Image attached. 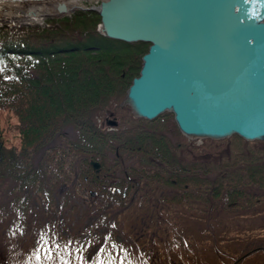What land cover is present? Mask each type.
Listing matches in <instances>:
<instances>
[{
	"label": "trees",
	"instance_id": "trees-1",
	"mask_svg": "<svg viewBox=\"0 0 264 264\" xmlns=\"http://www.w3.org/2000/svg\"><path fill=\"white\" fill-rule=\"evenodd\" d=\"M93 14L77 11L43 26L0 21V117L17 119L21 139L16 149L0 141V178L17 180L22 190L38 176L54 184L75 174L80 195L91 199L94 190L105 198L103 204L124 209L133 204L127 198L146 186L160 190L167 206L192 209L201 200L205 213L220 204L228 211L258 204L261 195L255 200L243 169L264 167V143L253 141L263 145L254 158L255 153L237 152L212 161L222 140L203 139L206 145L194 147L175 142L171 138L179 132L169 112L153 120L134 119L119 103L139 74L149 43L103 36L96 27L100 15L96 21ZM106 108L120 116L111 129L97 122ZM65 126L75 129V140L63 138ZM91 160L100 163L99 171ZM127 160L138 166L122 168Z\"/></svg>",
	"mask_w": 264,
	"mask_h": 264
},
{
	"label": "rangeland",
	"instance_id": "rangeland-1",
	"mask_svg": "<svg viewBox=\"0 0 264 264\" xmlns=\"http://www.w3.org/2000/svg\"><path fill=\"white\" fill-rule=\"evenodd\" d=\"M99 4L100 0H81L67 13L47 14L37 21H0L43 26L49 19L77 11L94 12L92 18L97 21ZM103 121L97 120L102 127ZM16 124L13 116L0 117L4 147H20ZM63 135L73 140L77 136L72 126H65ZM177 135L171 139L181 140V145L207 144L203 139ZM230 137L217 140L220 149L213 150L212 161L247 150L255 153L254 158L263 149L260 143ZM38 158L39 154L34 157L35 169ZM127 164L138 166L136 160L120 166ZM256 169L259 173L258 166ZM32 182L21 190L17 180L0 178V264H264V186L252 188L261 201L247 203L253 204L251 209L228 211L220 204L205 213L207 204L201 200L192 209L167 206L160 199V190L149 186L138 191L133 204L124 209L80 195L75 174L69 175L67 183L53 184L41 176ZM254 248L260 249L252 252Z\"/></svg>",
	"mask_w": 264,
	"mask_h": 264
},
{
	"label": "water",
	"instance_id": "water-1",
	"mask_svg": "<svg viewBox=\"0 0 264 264\" xmlns=\"http://www.w3.org/2000/svg\"><path fill=\"white\" fill-rule=\"evenodd\" d=\"M98 13L103 36L150 43L121 103L134 117L170 112L189 139L264 142V0H106Z\"/></svg>",
	"mask_w": 264,
	"mask_h": 264
},
{
	"label": "bare ground",
	"instance_id": "bare-ground-1",
	"mask_svg": "<svg viewBox=\"0 0 264 264\" xmlns=\"http://www.w3.org/2000/svg\"><path fill=\"white\" fill-rule=\"evenodd\" d=\"M80 3L81 0H0V19L32 22L47 14H57L58 4H62L67 13L78 7Z\"/></svg>",
	"mask_w": 264,
	"mask_h": 264
},
{
	"label": "flooded vegetation",
	"instance_id": "flooded-vegetation-1",
	"mask_svg": "<svg viewBox=\"0 0 264 264\" xmlns=\"http://www.w3.org/2000/svg\"><path fill=\"white\" fill-rule=\"evenodd\" d=\"M119 106L120 107H127L128 109H129V107L128 106H122L121 105V103L119 104ZM101 119H103L104 121L102 122V124H103V127H105V126H108L109 125V122L111 121V120H115L116 122H117V119H119V116H118V114H117V112L115 111V110H112V109H110V108H106L105 110H104V115L102 116V118ZM117 124H118V122H117ZM116 124V125H117ZM180 133V132H179ZM176 135H177V132H176ZM174 139V138H173ZM247 155H251V150H247ZM262 161H263V159H262ZM258 167H259V173H258V170L257 169H255V170H253L252 172L249 170V168L248 167H245L244 169H243V175H245L246 176V178H247V180H246V185H248L250 188H255V187H261V186H264V167L263 166H261V165H258ZM261 170H263V171H261ZM71 176H72V174H71ZM71 181H72V178H71ZM116 184L117 185H120L121 184V182H116ZM117 187H119V186H117ZM255 191V192H254ZM90 192V194L92 195V200L93 201H98V202H105V200H103V199H105V198H103V197H101L100 195H98V193H97V191H94V190H90L89 191ZM251 192H252V194H256V190L254 189V190H251ZM160 193H161V191H160ZM154 194V193H153ZM134 196H135V194L134 195H130L127 199H128V201H131V200H133V198H134ZM132 197V198H131ZM84 198V197H83ZM86 198H88V197H86ZM86 198H84V199H86ZM160 198H161V196H160ZM90 199V198H89ZM110 199H113V197L112 196H110ZM145 200H147V198L145 197ZM255 200H260V195H259V197H257Z\"/></svg>",
	"mask_w": 264,
	"mask_h": 264
}]
</instances>
